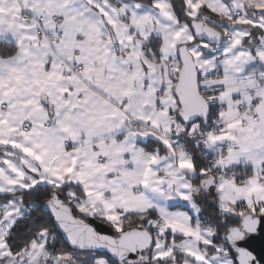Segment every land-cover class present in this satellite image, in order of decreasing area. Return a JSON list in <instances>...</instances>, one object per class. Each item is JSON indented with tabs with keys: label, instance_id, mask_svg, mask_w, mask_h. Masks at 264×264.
Returning a JSON list of instances; mask_svg holds the SVG:
<instances>
[{
	"label": "snow or ice",
	"instance_id": "obj_1",
	"mask_svg": "<svg viewBox=\"0 0 264 264\" xmlns=\"http://www.w3.org/2000/svg\"><path fill=\"white\" fill-rule=\"evenodd\" d=\"M257 242L264 0H0V264H264Z\"/></svg>",
	"mask_w": 264,
	"mask_h": 264
},
{
	"label": "water",
	"instance_id": "obj_2",
	"mask_svg": "<svg viewBox=\"0 0 264 264\" xmlns=\"http://www.w3.org/2000/svg\"><path fill=\"white\" fill-rule=\"evenodd\" d=\"M92 226L95 227L98 231H100L102 234H106V235H115L114 232L107 228L106 225L100 224L97 221H90ZM257 248H264V244H261L260 242H257Z\"/></svg>",
	"mask_w": 264,
	"mask_h": 264
}]
</instances>
